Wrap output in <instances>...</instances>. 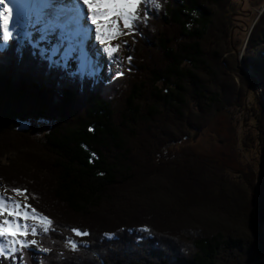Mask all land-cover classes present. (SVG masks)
Listing matches in <instances>:
<instances>
[{"label":"trees","instance_id":"obj_1","mask_svg":"<svg viewBox=\"0 0 264 264\" xmlns=\"http://www.w3.org/2000/svg\"><path fill=\"white\" fill-rule=\"evenodd\" d=\"M236 3L146 0L130 59L110 81L50 59L30 39L8 41L0 50V157L10 155L8 166L26 174V183L20 175L10 185L27 189L26 203L52 224L48 232L37 226L27 237L37 245L0 264H264V13L243 63L233 64L222 57L219 33L228 36L222 14L231 27ZM246 97L252 130L242 143L258 158L256 169L246 160L250 176H232L206 158L163 155L190 137L183 123L201 130L222 112L238 121ZM39 121L50 126L42 135L20 129V122ZM163 171L183 191L141 203L152 195L112 198L134 186L164 192L150 180ZM195 194L205 196L218 221L179 215ZM53 200L68 211L66 221L54 214L65 212Z\"/></svg>","mask_w":264,"mask_h":264},{"label":"rangeland","instance_id":"obj_2","mask_svg":"<svg viewBox=\"0 0 264 264\" xmlns=\"http://www.w3.org/2000/svg\"><path fill=\"white\" fill-rule=\"evenodd\" d=\"M47 1H51L49 5L52 6H49L47 4L42 7L41 5L44 4H40L39 10H33L31 12L29 10L28 13L25 12L26 7L22 6L20 8V10L22 11L19 12L18 15H16L17 13L14 14L13 17L18 16V18L13 19V23L10 26L13 32V37L16 36L22 40L25 38L31 39L34 43L41 46L43 52L48 54V56H50L51 58L53 57V59H56L55 56L59 57L60 61L67 63L70 68L80 67L85 71L86 69L90 70L91 68L94 70L96 66L100 65V67H98L100 68L99 70H101L103 74L107 75H103L105 80L113 79L119 67L124 66L125 62H127L131 56V50L135 41L132 33L121 35L118 39L111 41L110 43L112 46L119 44L120 49L114 55L109 56L108 52L105 51V48L109 46V43L106 42L102 44L99 40L96 39V28L93 24L89 25V22H91L90 19L85 20L87 21V33L85 36L87 40L85 39L84 41H79V39H71L69 32L73 34L77 26L76 23H78L72 20H82V16L80 18L79 13H81L82 15L83 11L82 9H79V6L77 4L72 5V0H65L64 9L66 8V10L69 11L70 7H74L72 13H66L63 9L55 7L59 5V3L63 0ZM78 4L81 8H84V12L87 11L86 6H83L80 0ZM68 5H70V7H67ZM33 6H36L34 5V2L31 3L30 9H32ZM46 12L52 15L45 17ZM263 13L264 0H237L236 5L232 6L231 15L228 17L230 18L231 27L222 14V23L224 22L227 25L226 28H222H224L225 32L228 33V36L226 35V37L224 35V32L219 33V42L221 45L220 49L222 50L223 59H230V62H233V64H236V60H240V62L243 63V57L245 56L246 48L248 47L249 49V38L252 36V34H255L253 31L254 26L258 23ZM24 15H28L27 20H25ZM66 19L69 22L73 23H70L73 27H68V22L65 21ZM63 24H66V26ZM220 26L221 21L218 25L219 30ZM66 31L69 32L66 33ZM123 31L128 32L129 30L124 29ZM2 32L3 29L0 28V36H2ZM62 34H64V37H62ZM254 38H256V36H254ZM238 39L239 41L236 42ZM7 43L8 41L0 39V47L6 46ZM70 44L71 46L73 45V48L69 51L68 54L66 51V47ZM250 50H252L251 47ZM226 51H229L230 53H226ZM240 70L247 73L248 76L252 75V71L248 66L244 67L241 64ZM231 73H233V76L236 79V83H238L236 71L234 70ZM107 77H109V79H107ZM249 100L247 101L246 97L244 107H238V112L236 114L238 117L234 115V117H236L238 121H235L234 118H231V115L229 113L222 112L215 116L208 127H205L201 130L192 128L189 129L187 127V124L183 123L185 126L184 131L189 130L190 137L181 142L171 144L169 147H167V150L163 153V155H166V157L168 158H173L175 156H195L199 158H206L213 164L223 167L225 171H227L228 174L232 176H238V178L242 179L246 177V174L250 176L247 169L249 163L246 160H250V167L256 169L255 166L258 163V161L256 160L258 158H255V160H253L254 157L252 159L249 158V154H247V152L245 151L248 150L247 146L245 147L242 143L243 136L246 137L247 135L245 133L252 130V127L248 126L245 123L247 119L246 113L249 110ZM248 114L249 116H251V112H249ZM49 127V123L45 121L34 122L32 125H30V128L38 129L39 134L41 135L44 134L49 129ZM256 130L257 128L254 129V132ZM257 135H260V131H257ZM259 144L260 143L258 142V147ZM10 158V155L0 157V195L13 197V199L19 200L21 201V203H26L27 200L25 201L22 196H17L13 193L12 190L15 188L10 185V182L12 181L11 178L21 179L20 175H23V179L20 181V183H26L28 179H26V177L24 176L26 174H24L23 172L22 174H19L17 172L20 171L12 170L14 168L8 166ZM261 166L262 163L259 164V167ZM259 172L262 174L263 171L260 170ZM150 180L152 182L156 181L155 184L160 187V190H164V192H160V194L156 193L159 190H154V187L136 192L133 189L134 187H136L134 186L117 190L116 192L112 193L111 196L112 198H116L115 200H117V198H119V195L120 198L135 197L141 194L152 195L150 197H146V199L144 200L139 201V203H141L143 201L150 200L153 197H165L166 194H168V197H170L179 194L180 190L183 191V189H180V182H177L173 177L168 176L167 171L161 172L159 176H156L155 178H152ZM142 185L145 184H141L139 186ZM172 190H174V192H171ZM115 193L116 195L114 196ZM45 196L46 198L42 197V201L46 202L47 204L46 200L49 197L47 194ZM203 197L199 194H195L193 196L189 195L184 206H179V215H182V218L185 219V222H188L187 220H189L190 217L191 219H194L193 222L199 224L206 223L208 222V220L210 222L214 220L218 221L215 213L212 210L210 211L211 207L209 205V202L207 200H204ZM177 200L178 203H184L180 201L179 198H177ZM53 203L55 204V207L57 206V212H65V208H63V206L60 205L59 202L53 200ZM28 211L30 212L31 209H28ZM144 213L146 212L137 213L135 216L138 217L140 216V214ZM54 214L57 217L64 215L65 219L61 218L62 216L60 217L63 221H66V219H68L70 216L68 211H66L64 214L59 213L60 215L55 212ZM105 218L107 219L106 216ZM0 219H3V217H0ZM32 222L34 224V221L29 220L28 224L30 225Z\"/></svg>","mask_w":264,"mask_h":264},{"label":"snow or ice","instance_id":"obj_3","mask_svg":"<svg viewBox=\"0 0 264 264\" xmlns=\"http://www.w3.org/2000/svg\"><path fill=\"white\" fill-rule=\"evenodd\" d=\"M79 3V0H77ZM146 0H82V5L86 6V19H90L96 28V39L100 43H109L105 48L109 56L114 55L120 49V45H111V41L118 39L121 35L131 34L136 28V21L141 19L139 11ZM0 28L3 29L0 39L8 41L13 38L11 25L13 23V8L9 6L8 0H0ZM90 14V15H89ZM146 14V13H145ZM122 25V27H121ZM127 29L128 32L123 30ZM130 59V58H129ZM17 196H22L26 201L27 189L15 188L12 190ZM28 209H31L29 212ZM0 257L16 258V253L22 252L25 248L37 245L38 241L28 240L29 234H38V227L44 232L50 230L52 221L37 212L32 205L21 203L13 197L0 195ZM10 218V219H9ZM34 221L29 225L28 221ZM77 236L88 235L86 231L73 229ZM72 250L77 249L75 242H70ZM47 251V249H43Z\"/></svg>","mask_w":264,"mask_h":264},{"label":"bare ground","instance_id":"obj_4","mask_svg":"<svg viewBox=\"0 0 264 264\" xmlns=\"http://www.w3.org/2000/svg\"><path fill=\"white\" fill-rule=\"evenodd\" d=\"M34 2V5H36V6H33V8H36V7H38V10H39V5L40 4H44L43 6H45V5H49V3L51 2H49V1H47V0H45L44 2H41L40 0H8V3H9V6L10 7H12L13 8V16H14V14H16V13H19V12H21L22 10H20V8L23 6H25L26 7V9H25V12L26 13H28V11L30 10V6H31V3H33ZM36 3V4H35ZM27 4V5H26ZM74 4H77L78 6H79V9L81 10L82 8L80 7V5L78 4V2H77V0H72V5H74ZM64 5H65V0H63V1H61L60 3H59V5H57V6H55V7H57V8H60V9H63L66 13H72V10L74 9V7H70V5H68L67 7H70V10L68 11V10H66V8L64 9ZM42 6V7H43ZM49 6H52V5H49ZM41 7V8H42ZM0 10H2V6H0ZM48 12V11H47ZM45 13L46 15H45V17H47V16H51L52 14H50V13ZM72 15V14H71ZM70 15V16H71ZM79 16H80V18H81V13H79ZM65 21H67L68 22V27H73L70 23H72V22H69L67 19L65 20ZM80 21V20H79ZM73 24V23H72ZM63 25H65L66 26V24H63ZM62 25V26H63ZM75 31H76V29H75ZM69 31H66V33H68ZM74 34V33H73ZM73 34H71L70 32H69V35L71 36V39L72 40H76V39H79V41H82V39L81 38H76V37H74L73 36ZM64 34H62V37H64L63 36ZM66 37V36H65ZM78 37H80V35L78 36ZM73 42V41H72ZM75 45V44H74ZM66 47V46H65ZM59 48V47H58ZM66 51H67V53L69 54V49H68V45H67V47H66Z\"/></svg>","mask_w":264,"mask_h":264},{"label":"water","instance_id":"obj_5","mask_svg":"<svg viewBox=\"0 0 264 264\" xmlns=\"http://www.w3.org/2000/svg\"><path fill=\"white\" fill-rule=\"evenodd\" d=\"M32 123H28V122H25V123H23V122H20V125H21V131H25V130H27V129H29L30 128V125H31Z\"/></svg>","mask_w":264,"mask_h":264}]
</instances>
